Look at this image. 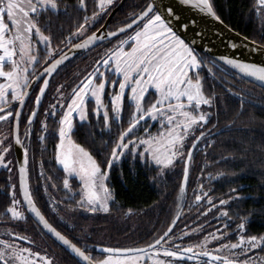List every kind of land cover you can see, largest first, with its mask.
Wrapping results in <instances>:
<instances>
[{
	"label": "snow or ice",
	"instance_id": "1",
	"mask_svg": "<svg viewBox=\"0 0 264 264\" xmlns=\"http://www.w3.org/2000/svg\"><path fill=\"white\" fill-rule=\"evenodd\" d=\"M115 6L116 0H0V124L8 126L6 135L0 132V168L9 173L6 212L12 221L31 223L33 230L27 235L12 228L0 236V264H58L52 245L39 247L37 236L69 252L75 264H264V234H247V216L239 217L234 232L229 231L235 223L229 206L242 198L240 192L230 188L234 195L216 197L202 179H190L199 151L208 155L214 137L223 131L218 127L223 109L216 88L218 80L223 86L224 78L217 73L234 70L264 88V63L227 55L207 59L210 39L196 17L185 15V6L228 27L217 0H141L112 30L106 18ZM250 12L264 21V0H254ZM61 15L76 20L66 37L62 26L59 34L52 28L53 17ZM259 37L248 49L264 54V23ZM239 46L230 42L232 49ZM94 48L101 51L85 69L72 74L71 82L55 80L78 55L74 50ZM225 91L241 97L240 110L228 122L232 125L243 113L244 93L234 92V85ZM92 116L108 133L102 146L94 149L74 138L77 124L90 123ZM49 139L54 142L55 164L63 173L62 189L49 184L53 177L46 174L43 160L38 165L43 184L31 182L35 149L44 144L39 150L46 151ZM17 149L20 155L10 159ZM125 161L175 178V214L166 228H154L138 244L89 243L87 229L66 220L61 205L73 216L78 211L109 213L116 199L113 170L120 165L122 171ZM14 171L18 179L12 183ZM223 175L208 173L209 179ZM50 186L65 191L64 200L51 196ZM186 205L204 216L215 209L217 221L225 222L212 232L202 224L194 228L185 224L177 232ZM133 211L127 209L129 215ZM202 232L206 234L199 238ZM233 234L235 242L229 239Z\"/></svg>",
	"mask_w": 264,
	"mask_h": 264
},
{
	"label": "trees",
	"instance_id": "2",
	"mask_svg": "<svg viewBox=\"0 0 264 264\" xmlns=\"http://www.w3.org/2000/svg\"><path fill=\"white\" fill-rule=\"evenodd\" d=\"M118 1L116 0V3ZM140 2L141 0H126L112 17L109 23L110 28L114 30L115 27L119 26L125 20L127 14L133 10V5ZM253 3L254 0H217V6L229 27L248 36L250 39L259 40L261 24L259 16L254 12H250ZM88 14L90 15V12ZM75 24V18H70L67 15L53 17L52 20L53 30L59 34L62 26L63 36L65 37L70 31H74ZM96 27L99 28L100 24H97ZM75 42L73 41V43ZM100 51L101 48H94L79 53L73 58L72 63L61 71L60 75L55 76V80L57 82H71L72 74L85 69L93 57H96V53ZM207 59L213 60L209 56H207ZM217 76L224 78L223 86H219L220 81L218 80L216 88V91L220 94L223 109L218 127L223 131L220 135L214 137L215 144L208 149V155H205L203 151H199L190 172V179L193 181L198 178L202 179L206 186L214 189L212 194L220 198L234 195L229 192V189L236 188L242 198L233 200L230 203L229 215L235 223H232L229 231L235 230L236 224L240 222L239 217L247 216V234H264V150L261 147L264 146V88L247 78L242 79L234 70L230 73L218 72ZM232 85H234V92L244 93L245 104L242 115L236 118L234 124L229 125L228 122L233 119V114L240 110L241 99L239 95H233L232 92L225 91L226 88ZM54 86L55 84L52 85L53 88ZM48 101H45V105L48 104ZM93 105L94 103H90L89 107L93 108ZM90 120V123L83 126L77 124L78 131L74 138L77 142L94 149L97 146H102L101 141L108 139V133L106 129L102 128L101 124L96 122L94 116L90 117ZM51 124L52 121H49L50 127ZM34 127L38 128L39 125H34ZM44 148L45 145L41 144L38 149H35L36 160L31 168V182L36 185L39 180V183L43 184L44 181L38 177V165L43 160L46 174L53 177L49 184L55 183L58 189H62L63 173L54 161V142L49 139L46 144V151L41 152L39 150ZM230 153L231 155H229ZM222 157L229 158L222 159ZM206 161H213V163L206 166ZM122 169L121 171L120 165L115 166L111 177V186L115 189L116 199L111 204V211L107 214L111 215L114 218L113 220L103 216L98 219H91L88 216L76 218V216L68 215V218H66L71 223L87 229L91 236L89 243L103 242L107 245L138 244L141 242V237H146V234L154 228H166L171 222V217L175 214L178 190L175 189L174 177L168 175L158 176L156 172L145 169L140 164L132 165L129 161L123 163ZM202 172L203 176H201ZM217 172H223L225 175L220 176L218 179H209L208 173H212L215 177ZM8 176L9 173L1 168L0 214L2 215H0V236H3L6 231L12 228H16L22 234L32 235L31 223L12 221L10 220V214L6 212V206L10 200L7 195L9 191ZM16 181L17 175L14 171L11 182ZM73 183L75 185V182ZM75 186L78 187V185ZM194 187L195 183L192 185V188ZM192 188L189 189L187 194L188 202H191L192 199ZM49 191L54 192V195L51 196H54L57 200H64L65 191L53 189L51 186ZM65 203L71 202L65 201ZM203 207H208V205L204 204ZM203 207L200 209L201 212ZM128 208L134 210L133 214L129 215L127 213ZM61 209L62 211L65 210L63 205H61ZM98 215L104 214L98 213ZM198 215L199 219H197ZM216 216L215 209L204 216L198 213L195 206L188 210L186 205L184 214L181 220L178 221L176 231L183 230L185 224L190 228L196 227V224H202L206 232H212L225 222H222V220L218 222ZM20 223L23 224V227H17V224ZM206 232L200 233L199 238H202ZM68 234L72 235V233ZM75 234H80L79 228ZM234 237L237 238L234 234L230 236L231 239H234ZM37 238L44 242L49 240L53 244V241L47 237L37 236L36 242ZM196 238L193 237V239ZM21 243L28 242L21 241ZM53 248L60 256L59 261L61 264H75L69 252L58 245H54Z\"/></svg>",
	"mask_w": 264,
	"mask_h": 264
},
{
	"label": "water",
	"instance_id": "3",
	"mask_svg": "<svg viewBox=\"0 0 264 264\" xmlns=\"http://www.w3.org/2000/svg\"><path fill=\"white\" fill-rule=\"evenodd\" d=\"M125 1L126 0H119L116 3L113 14L111 15V17L106 18L108 24L110 23L112 17L120 9V7L124 4ZM185 8H186L185 15L196 17L199 21V26L205 30L206 35L210 39V44H209L211 50V55H209L210 58L218 59V57L222 55H227L230 57L238 56L242 59H246L249 62L264 63V54H255L249 51L248 45H250L252 39H249L248 41H243V37L245 35L237 31H232L233 29L231 27L229 26L225 27V25H220L219 22L214 21L210 17L202 16V14L199 13L194 8H189L187 6H185ZM213 33L215 35H213ZM231 41H235L240 46L237 49H232L230 47ZM70 48L71 45L64 50L67 52L69 51ZM74 51H77L79 54L85 50H74ZM13 153H14V158H16L20 155V150L17 149Z\"/></svg>",
	"mask_w": 264,
	"mask_h": 264
},
{
	"label": "rangeland",
	"instance_id": "4",
	"mask_svg": "<svg viewBox=\"0 0 264 264\" xmlns=\"http://www.w3.org/2000/svg\"><path fill=\"white\" fill-rule=\"evenodd\" d=\"M259 22H260V24L261 23H264V21H261L260 20V18H259ZM56 86V85H55ZM54 86V87H55ZM49 102H51V99H49V101H48V103ZM94 103V102H93ZM48 106V104L47 105H45V107H47ZM92 107H94V105L92 106ZM42 119H43V117H42ZM2 125V124H1ZM153 131H155V129H153ZM0 132H1V130H0ZM2 132L4 133V131L2 130ZM12 157H14V153L12 154V156H10L9 158L10 159H12ZM15 159V158H14ZM0 170H1V168H0ZM18 179V178H17ZM49 194L50 195H54V192L53 191H49ZM10 205V200L8 201V205L6 206V208L8 207ZM100 214H104V215H98V213H96V214H92V213H84L83 215H81L80 214V212L78 211V212H76L75 213V215L74 216H76V218H78L79 216H88V217H90L91 219H98L99 217H104V218H108V219H111V220H113L114 218L111 216V215H108L107 213H103V212H99ZM61 215L62 216H64V218L66 219V218H68L67 216L68 215H72L71 214V212L70 211H67L66 209L65 210H63V211H61ZM224 220H222V222H223ZM72 222H74L73 220H72ZM232 232H234V231H232ZM229 239H231L230 237H229ZM237 238H235L234 237V239H231L233 242H235V240H236ZM21 243V242H20ZM37 245L39 246V247H41V248H47L49 245H52V247H51V251L57 256V259H58V264H61L60 263V261H59V258H60V256L57 254V252H56V250L53 248V244H51L52 242H50L49 240H45V242L43 241V240H41V239H39V238H37ZM21 244H23L24 246H31V245H29L28 243H21ZM214 246V242H213V244H210L209 245V247H213Z\"/></svg>",
	"mask_w": 264,
	"mask_h": 264
},
{
	"label": "flooded vegetation",
	"instance_id": "5",
	"mask_svg": "<svg viewBox=\"0 0 264 264\" xmlns=\"http://www.w3.org/2000/svg\"><path fill=\"white\" fill-rule=\"evenodd\" d=\"M94 58V57H93ZM0 130H1V132H2V130L4 131V134L6 135L7 134V131H8V126H6V125H1L0 124ZM3 133V132H2Z\"/></svg>",
	"mask_w": 264,
	"mask_h": 264
}]
</instances>
